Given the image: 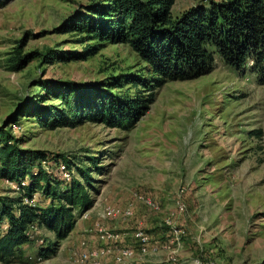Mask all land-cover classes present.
<instances>
[{
	"label": "rangeland",
	"instance_id": "rangeland-1",
	"mask_svg": "<svg viewBox=\"0 0 264 264\" xmlns=\"http://www.w3.org/2000/svg\"><path fill=\"white\" fill-rule=\"evenodd\" d=\"M209 1L175 0L172 16ZM88 2L0 0V127L21 148L45 152L42 165L63 180L61 186L72 179L84 183L79 169L88 171L85 189L94 201L83 213L75 209V231L54 256L36 258L38 247L55 238L35 226L28 229L22 261L9 264H105L108 258L114 264L146 258L154 264H264V86L248 68L215 56L209 73L157 89L149 110L129 129L92 122L48 129L25 113L57 102L39 86L46 78L99 85L116 80L121 87L113 92L137 95L127 80L143 74L145 63L126 43L100 44L95 53L67 62L46 63L40 56L47 49L82 53L96 45L56 30ZM16 52L33 53L20 70L10 68ZM18 190L0 179V196L18 197ZM31 202L48 203L37 193ZM82 225L93 232L84 233ZM5 228L2 222L0 231Z\"/></svg>",
	"mask_w": 264,
	"mask_h": 264
},
{
	"label": "trees",
	"instance_id": "trees-1",
	"mask_svg": "<svg viewBox=\"0 0 264 264\" xmlns=\"http://www.w3.org/2000/svg\"><path fill=\"white\" fill-rule=\"evenodd\" d=\"M175 0H89L56 30L78 33L95 41L84 52L62 53L47 49L43 61L67 62L95 53L100 44L126 43L145 63V72L128 82L137 95H118L116 80L99 84L76 83L46 78L39 82L56 103L26 107L25 113L48 129L74 127L82 122L101 123L111 128H131L154 102L156 90L168 81H185L209 73L215 56L226 65L248 68L264 86V0H220L194 5L172 16ZM33 53L16 52L12 70H20ZM45 152L24 149L6 126L0 127V179L14 182L18 197L0 196V262L22 261V246L30 242L28 229L41 227L54 235L36 252L46 260L57 252L59 242L75 227V209H90L93 199L86 185L88 171L80 170L84 183L63 180L44 168ZM69 172L68 162L63 160ZM26 179V182L24 180ZM40 194L46 205L31 202ZM26 201V202H24Z\"/></svg>",
	"mask_w": 264,
	"mask_h": 264
},
{
	"label": "crops",
	"instance_id": "crops-1",
	"mask_svg": "<svg viewBox=\"0 0 264 264\" xmlns=\"http://www.w3.org/2000/svg\"><path fill=\"white\" fill-rule=\"evenodd\" d=\"M81 228L85 229V228H84V225H82ZM79 229H80V228H79ZM73 231H75V230H73ZM73 231H72V233H73ZM78 231H79V230H78ZM91 232H93V230L86 228L84 233H88V234H90ZM80 233H83V232H78V234H80ZM120 234H121V233H120ZM122 235H123V233H122ZM125 235H128V233H125ZM94 236H96V234H95V235H92L91 237H94ZM131 237H132V236H131ZM93 239H94V238H93ZM148 257H149V256H148ZM154 261L156 262L155 259H151V258L149 259V258H146L145 260H143L142 263L139 262L138 264H154ZM104 262H105V264H114L112 258H108V259L104 260ZM115 263H120V262H117V260H115ZM120 264H121V263H120Z\"/></svg>",
	"mask_w": 264,
	"mask_h": 264
},
{
	"label": "bare ground",
	"instance_id": "bare-ground-1",
	"mask_svg": "<svg viewBox=\"0 0 264 264\" xmlns=\"http://www.w3.org/2000/svg\"><path fill=\"white\" fill-rule=\"evenodd\" d=\"M142 240H144V239H142ZM123 254H124L125 256H130L131 252H128L127 250H125V251H123Z\"/></svg>",
	"mask_w": 264,
	"mask_h": 264
}]
</instances>
